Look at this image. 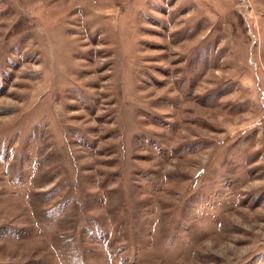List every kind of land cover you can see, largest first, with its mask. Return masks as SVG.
Returning <instances> with one entry per match:
<instances>
[{
	"label": "rangeland",
	"instance_id": "374dc122",
	"mask_svg": "<svg viewBox=\"0 0 264 264\" xmlns=\"http://www.w3.org/2000/svg\"><path fill=\"white\" fill-rule=\"evenodd\" d=\"M0 264H264V0H0Z\"/></svg>",
	"mask_w": 264,
	"mask_h": 264
}]
</instances>
